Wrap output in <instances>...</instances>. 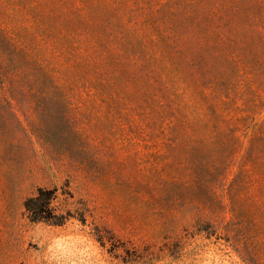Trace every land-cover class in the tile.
Here are the masks:
<instances>
[{
  "label": "rangeland",
  "instance_id": "obj_1",
  "mask_svg": "<svg viewBox=\"0 0 264 264\" xmlns=\"http://www.w3.org/2000/svg\"><path fill=\"white\" fill-rule=\"evenodd\" d=\"M0 264H264V0H0Z\"/></svg>",
  "mask_w": 264,
  "mask_h": 264
}]
</instances>
